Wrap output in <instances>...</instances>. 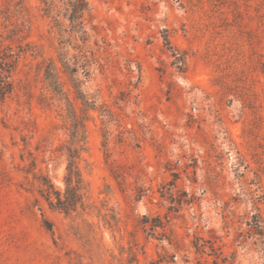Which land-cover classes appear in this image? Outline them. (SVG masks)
I'll list each match as a JSON object with an SVG mask.
<instances>
[{
    "label": "rangeland",
    "instance_id": "rangeland-1",
    "mask_svg": "<svg viewBox=\"0 0 264 264\" xmlns=\"http://www.w3.org/2000/svg\"><path fill=\"white\" fill-rule=\"evenodd\" d=\"M86 1L83 34L0 0V48L23 49L0 102V264H264V0ZM59 52L95 100L76 160L89 207L71 214L36 180L63 188L76 146L44 78Z\"/></svg>",
    "mask_w": 264,
    "mask_h": 264
},
{
    "label": "trees",
    "instance_id": "trees-1",
    "mask_svg": "<svg viewBox=\"0 0 264 264\" xmlns=\"http://www.w3.org/2000/svg\"><path fill=\"white\" fill-rule=\"evenodd\" d=\"M41 10L46 17H52L55 25L61 27L60 15L67 19L71 30H79L85 34L84 15L88 12V3L86 0H40ZM85 39V38H83ZM166 44H170L167 38H164ZM22 47L18 46L17 50H13L11 45H6L0 48V102L9 96L14 90V83L12 75L17 69ZM176 67L180 68L181 58L179 53L173 52ZM58 62L60 63V70L66 76L74 98L81 104L82 115H76V108L68 94L63 89V84L59 76V68L56 66L54 59L47 62L44 69V78L48 86L54 93L57 100L64 99L68 117H70L71 124V141L76 146L68 147V163L66 166V173L63 177L64 186L58 188L46 176L37 177V192L50 209L61 211L65 214L77 213L78 209L84 211L89 207L86 203L87 188L81 176L80 169L76 160L80 154L86 150V127L85 121L88 119V111L95 109V100L87 96L82 88V80L77 75L78 70L81 69L84 75L88 74L86 63L71 62L64 52H59ZM176 178V173H173V179ZM143 223L148 222L149 217L143 216ZM46 227L51 230V223L47 220ZM250 226L254 229L253 233L262 235V225L257 219ZM156 227L163 228L164 222L160 216L153 217V222L150 223V229L154 230ZM133 258V257H132ZM134 259V258H133ZM132 259V260H133Z\"/></svg>",
    "mask_w": 264,
    "mask_h": 264
}]
</instances>
